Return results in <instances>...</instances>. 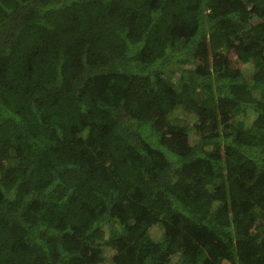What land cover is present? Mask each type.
<instances>
[{"label": "trees", "instance_id": "obj_1", "mask_svg": "<svg viewBox=\"0 0 264 264\" xmlns=\"http://www.w3.org/2000/svg\"><path fill=\"white\" fill-rule=\"evenodd\" d=\"M0 264H264V0H0Z\"/></svg>", "mask_w": 264, "mask_h": 264}, {"label": "rangeland", "instance_id": "obj_2", "mask_svg": "<svg viewBox=\"0 0 264 264\" xmlns=\"http://www.w3.org/2000/svg\"><path fill=\"white\" fill-rule=\"evenodd\" d=\"M251 65H252V63H247V64L243 65V68L248 69V68H250ZM174 79L178 81L177 77H175ZM178 121H179L178 123H180V124H182V125L186 124V126L190 128V126H189L190 124L187 123V122L184 120V116H183V114H180V115H179V117H178ZM190 131L193 132V129L190 128ZM193 134H195V133L193 132Z\"/></svg>", "mask_w": 264, "mask_h": 264}]
</instances>
